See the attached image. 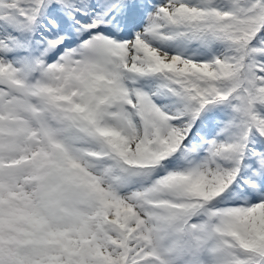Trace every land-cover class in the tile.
Here are the masks:
<instances>
[{
  "label": "rangeland",
  "instance_id": "374dc122",
  "mask_svg": "<svg viewBox=\"0 0 264 264\" xmlns=\"http://www.w3.org/2000/svg\"><path fill=\"white\" fill-rule=\"evenodd\" d=\"M95 2L68 31L57 17L42 29L44 10L77 0H0V264H264V45L248 49L264 0H154L135 19ZM26 86L97 120L64 140L16 112Z\"/></svg>",
  "mask_w": 264,
  "mask_h": 264
},
{
  "label": "trees",
  "instance_id": "16d2710c",
  "mask_svg": "<svg viewBox=\"0 0 264 264\" xmlns=\"http://www.w3.org/2000/svg\"><path fill=\"white\" fill-rule=\"evenodd\" d=\"M264 28V27H263ZM263 34H261L260 36H262ZM256 41H258L259 43H262V44H264V42L263 41H260L258 38L256 39Z\"/></svg>",
  "mask_w": 264,
  "mask_h": 264
}]
</instances>
